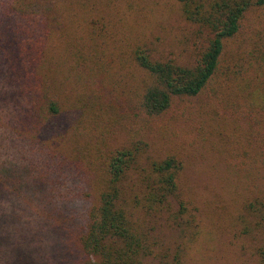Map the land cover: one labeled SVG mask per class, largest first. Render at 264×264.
<instances>
[{
	"label": "trees",
	"instance_id": "obj_1",
	"mask_svg": "<svg viewBox=\"0 0 264 264\" xmlns=\"http://www.w3.org/2000/svg\"><path fill=\"white\" fill-rule=\"evenodd\" d=\"M173 4L187 63L158 48L163 0L0 8V156L15 149L31 182L46 163L82 180L77 264H190L182 173L196 147L237 175V233L264 263V0ZM1 176L0 190L15 184Z\"/></svg>",
	"mask_w": 264,
	"mask_h": 264
},
{
	"label": "rangeland",
	"instance_id": "obj_2",
	"mask_svg": "<svg viewBox=\"0 0 264 264\" xmlns=\"http://www.w3.org/2000/svg\"><path fill=\"white\" fill-rule=\"evenodd\" d=\"M5 1L0 0V8ZM173 2L163 0L167 8L155 14L157 45L163 54L187 63L184 49L190 43V26ZM195 149L186 155L182 173L198 230L187 250V263L264 264L253 254L250 242L237 233L234 218L241 193L237 175L220 159ZM0 159L5 161L0 164L1 180L14 178L15 183L0 190V264H77L83 257L77 236L88 208L82 180L65 169L60 172L62 179H57L46 163L37 167L36 174L49 169L47 180L31 182L29 170L35 172L19 162L15 149Z\"/></svg>",
	"mask_w": 264,
	"mask_h": 264
}]
</instances>
